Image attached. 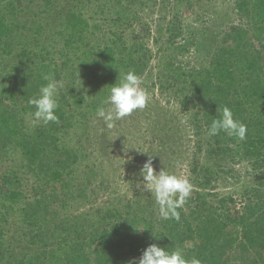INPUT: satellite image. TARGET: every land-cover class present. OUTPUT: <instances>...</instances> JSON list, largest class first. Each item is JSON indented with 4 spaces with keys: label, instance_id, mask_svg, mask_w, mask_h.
I'll return each instance as SVG.
<instances>
[{
    "label": "trees",
    "instance_id": "obj_1",
    "mask_svg": "<svg viewBox=\"0 0 264 264\" xmlns=\"http://www.w3.org/2000/svg\"><path fill=\"white\" fill-rule=\"evenodd\" d=\"M212 1L0 0V264H128L153 243L202 264H264V0H233L240 25L210 47L196 43V54L213 50L191 66L190 47L174 43L179 12ZM150 5L157 42L169 34L157 52L140 18ZM152 60L150 81L178 105L173 117L185 119L198 150L179 220L161 219L140 191L108 198L90 145L95 110L119 72L140 76ZM42 73L63 81L48 124L29 103L47 83ZM225 106L247 125L245 140L207 135ZM159 124L154 137L166 149L159 134L174 128ZM237 160L253 181L246 201L218 190L241 175ZM82 204L88 210L74 213Z\"/></svg>",
    "mask_w": 264,
    "mask_h": 264
},
{
    "label": "rangeland",
    "instance_id": "obj_2",
    "mask_svg": "<svg viewBox=\"0 0 264 264\" xmlns=\"http://www.w3.org/2000/svg\"><path fill=\"white\" fill-rule=\"evenodd\" d=\"M235 8L233 0H214L203 9L199 5H195L193 10L182 9L179 12L182 37L175 39L174 43L190 47L191 54L186 55L185 61L189 60L191 66H205V63L209 61L210 54H212L213 47L211 53L196 54L194 53V45L205 43L210 47L213 44L212 40H218L219 35L228 26L240 25L241 18L236 13ZM158 10V8L150 5L140 12L142 26L151 31L149 42L154 52H157L160 45L169 37V34H166L160 39L161 41L158 40L161 44H157L155 31L158 28L157 25L160 24ZM153 66L154 61L152 60L140 75L143 80L142 87L147 90L150 96L147 106L143 110L134 111L129 116L117 121L112 128L107 127L103 119L97 117L91 129V150L101 164L99 176L108 188V198L110 199L116 196L131 198L139 191L136 189L135 183L142 179L138 173L149 156H152L153 167L157 172L163 168L170 173L187 177L192 158L198 152L195 147V139H190L191 130L185 127V119H174L173 117L178 105L174 102L170 105L166 104L169 101L166 89L155 88L153 82L150 81L151 75L149 74ZM161 122L162 129L171 130L174 128L171 132L161 131L159 134L165 141L166 149L160 147L158 140L154 137V134L160 130L159 123ZM204 152L197 156L202 159L205 156ZM234 168L240 170L241 175L239 177L237 175L226 177L218 190L224 196H234L237 200L246 201L248 198H243L246 194L245 189L251 187L253 182L252 179L246 178L244 175L249 169L238 160L234 164ZM141 194L147 196V199H154L150 192L145 191ZM86 210L88 208L82 204L73 212Z\"/></svg>",
    "mask_w": 264,
    "mask_h": 264
},
{
    "label": "clouds",
    "instance_id": "obj_3",
    "mask_svg": "<svg viewBox=\"0 0 264 264\" xmlns=\"http://www.w3.org/2000/svg\"><path fill=\"white\" fill-rule=\"evenodd\" d=\"M77 75L79 77V73ZM41 77L47 83L40 87L38 95L30 99L29 103L35 106L36 111L33 114L35 121L48 124L58 120L56 115L59 108L58 92L63 87V81L51 73H42ZM142 84V78L134 70L120 71L119 79H116L113 86L108 89L107 95L100 99L95 116L102 118L107 127L112 128L117 121L134 111L143 110L150 96ZM247 131V125L235 118L233 111L225 106L218 117L211 121L207 135L215 137L223 132L243 141L246 139ZM138 175L142 179L135 183L136 189L140 192H150L151 196H154L161 219L179 220L178 209L184 206L192 191L188 178L170 173L163 168L157 172L153 167L152 156H149L142 165ZM128 264H202V261L196 257L186 258L179 247L170 250L153 243L143 250L138 259L133 258Z\"/></svg>",
    "mask_w": 264,
    "mask_h": 264
}]
</instances>
